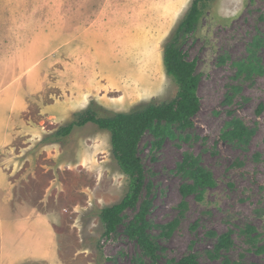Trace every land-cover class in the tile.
I'll return each mask as SVG.
<instances>
[{
	"label": "rangeland",
	"instance_id": "obj_1",
	"mask_svg": "<svg viewBox=\"0 0 264 264\" xmlns=\"http://www.w3.org/2000/svg\"><path fill=\"white\" fill-rule=\"evenodd\" d=\"M191 4L0 0V264H170L191 253L205 264H264V0H212L181 38L197 61L200 109L192 126H174L175 137L158 145L148 131L139 144L157 260L126 234L138 207L103 236L102 208L130 186L110 133L88 123L56 134L88 108L111 116L174 99L164 49ZM237 118L254 131L248 143L221 138ZM186 154L216 181L202 198L181 193L191 182L178 172ZM42 217L51 253L32 238ZM176 218L163 236L158 225ZM15 223L23 233L13 234ZM226 233L231 243L217 251Z\"/></svg>",
	"mask_w": 264,
	"mask_h": 264
},
{
	"label": "trees",
	"instance_id": "obj_2",
	"mask_svg": "<svg viewBox=\"0 0 264 264\" xmlns=\"http://www.w3.org/2000/svg\"><path fill=\"white\" fill-rule=\"evenodd\" d=\"M212 0H192V4L178 25L173 37L166 44L163 55V64L166 73L171 76L179 87L177 96L169 101L151 103L132 111L116 113L111 116H101L96 110L88 108L80 112L77 119L70 124L61 127L57 131L58 136L69 135L76 125L83 126L94 123L100 130L107 131L111 136L112 154L121 170L130 178V186L126 195L117 203L102 208L100 219L104 226L103 236L110 238L117 233L119 227L124 224L125 212L128 209L138 211L133 219L126 225V234L136 241L143 252L153 261L158 258L160 245L153 239L150 233L152 223L148 219L151 201H141L143 190L150 186L146 180V173L142 158L139 155V144L144 134L148 131L158 138L160 145L168 137H175L174 126L188 128L192 126V118L200 109L198 87L200 77L197 73V61L188 60L181 46V38L193 32L204 15L208 3ZM221 138L225 141L248 143L253 129L248 128L240 119H233L229 123ZM179 174L191 180L181 186L183 196L197 193L202 198V192L206 188L216 185V181L210 171L203 167L199 159L192 154H186L178 165ZM184 206L185 203H182ZM178 224L174 219L161 226L163 236H169ZM254 228L249 226L245 232L252 233ZM231 243L230 234L222 235L216 245L219 251L228 247ZM170 264H205L199 261L195 254H188L178 260H172Z\"/></svg>",
	"mask_w": 264,
	"mask_h": 264
},
{
	"label": "crops",
	"instance_id": "obj_3",
	"mask_svg": "<svg viewBox=\"0 0 264 264\" xmlns=\"http://www.w3.org/2000/svg\"><path fill=\"white\" fill-rule=\"evenodd\" d=\"M2 207H5V206H2ZM2 223H4V221H2ZM29 224H30V226H31V224H33L35 226V220L32 223L29 222ZM14 225L16 226V229L13 228V229H11V231L13 232V234L15 233L17 235L18 233H20L21 229L17 223H15ZM36 226L38 228L35 230V235L32 236V238L34 239L35 243L39 245L38 247H39L41 253L43 251H47V252L51 253V250L53 249V247H52V244H53L52 239L53 238H52L51 222L48 219H46L45 217H42L38 221ZM27 229H28V233L30 234L29 227ZM25 237L27 238L26 235H25ZM39 249L35 248L33 250H30L29 254L34 253L35 251H38ZM55 256H57L56 251H54V253H52V254H49V260H51L52 262L55 261L54 260Z\"/></svg>",
	"mask_w": 264,
	"mask_h": 264
}]
</instances>
